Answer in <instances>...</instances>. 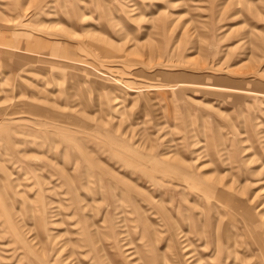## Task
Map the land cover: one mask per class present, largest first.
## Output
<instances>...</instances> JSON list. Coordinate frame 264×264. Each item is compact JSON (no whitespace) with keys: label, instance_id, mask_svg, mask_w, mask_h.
<instances>
[{"label":"rangeland","instance_id":"374dc122","mask_svg":"<svg viewBox=\"0 0 264 264\" xmlns=\"http://www.w3.org/2000/svg\"><path fill=\"white\" fill-rule=\"evenodd\" d=\"M0 264H264V0H0Z\"/></svg>","mask_w":264,"mask_h":264}]
</instances>
